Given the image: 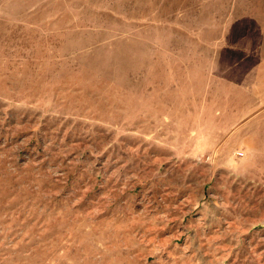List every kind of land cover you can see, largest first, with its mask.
Segmentation results:
<instances>
[{
  "label": "rangeland",
  "instance_id": "374dc122",
  "mask_svg": "<svg viewBox=\"0 0 264 264\" xmlns=\"http://www.w3.org/2000/svg\"><path fill=\"white\" fill-rule=\"evenodd\" d=\"M264 0H0V264H264Z\"/></svg>",
  "mask_w": 264,
  "mask_h": 264
},
{
  "label": "crops",
  "instance_id": "0c3cea01",
  "mask_svg": "<svg viewBox=\"0 0 264 264\" xmlns=\"http://www.w3.org/2000/svg\"><path fill=\"white\" fill-rule=\"evenodd\" d=\"M257 28V29H262V30H264V20H262V21H259V20H257V21H255L254 23H253V28ZM263 37H264V35H263Z\"/></svg>",
  "mask_w": 264,
  "mask_h": 264
}]
</instances>
